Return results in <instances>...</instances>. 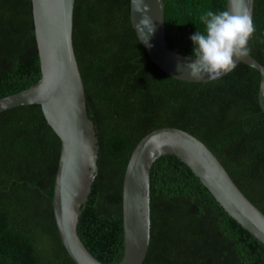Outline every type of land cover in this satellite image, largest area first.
Returning <instances> with one entry per match:
<instances>
[{"label": "trees", "instance_id": "trees-1", "mask_svg": "<svg viewBox=\"0 0 264 264\" xmlns=\"http://www.w3.org/2000/svg\"><path fill=\"white\" fill-rule=\"evenodd\" d=\"M168 49L192 57L200 16L225 0H163ZM249 55L264 68V0H254ZM31 0H0V98L40 78ZM72 43L87 112L99 145L98 173L78 235L94 258L123 254L121 193L136 144L160 128L200 140L264 214V113L260 75L239 63L207 82L160 71L138 41L129 0H75ZM60 141L38 105L0 113V264H75L54 220L52 196ZM150 241L142 264H264V246L238 225L176 157L158 158L149 175Z\"/></svg>", "mask_w": 264, "mask_h": 264}, {"label": "water", "instance_id": "water-1", "mask_svg": "<svg viewBox=\"0 0 264 264\" xmlns=\"http://www.w3.org/2000/svg\"><path fill=\"white\" fill-rule=\"evenodd\" d=\"M75 0H31L40 78L25 90L0 98V113L38 105L60 141L52 209L61 243L75 264H103L86 249L77 227L98 173V139L87 112L84 85L72 43ZM226 11L246 10L253 19L254 0H225ZM147 16L149 23H142ZM129 18L149 60L167 76L184 82L219 79L191 77L188 57L168 49L163 0H129ZM248 45V42H247ZM260 75L257 102L264 113V68L250 55L235 58ZM235 66V67H236ZM163 156L180 160L219 206L264 246V214L232 181L214 154L197 138L176 128L156 129L136 144L127 162L121 193L123 254L117 264H142L150 241L149 175Z\"/></svg>", "mask_w": 264, "mask_h": 264}, {"label": "clouds", "instance_id": "clouds-1", "mask_svg": "<svg viewBox=\"0 0 264 264\" xmlns=\"http://www.w3.org/2000/svg\"><path fill=\"white\" fill-rule=\"evenodd\" d=\"M203 31L196 30L190 37L192 57L186 69L194 78L207 74L216 78L235 68V58L249 55V38L255 32L253 20L244 10L233 14L229 11H207L200 16ZM145 16L142 23H149Z\"/></svg>", "mask_w": 264, "mask_h": 264}]
</instances>
